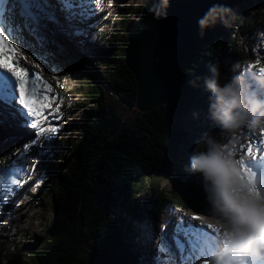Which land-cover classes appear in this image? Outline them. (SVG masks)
<instances>
[{
  "label": "trees",
  "instance_id": "obj_1",
  "mask_svg": "<svg viewBox=\"0 0 264 264\" xmlns=\"http://www.w3.org/2000/svg\"><path fill=\"white\" fill-rule=\"evenodd\" d=\"M250 1L215 0L214 6L232 9L234 15L229 20H235V27L245 36L252 31L247 15ZM125 12L123 8L122 13ZM124 21L122 17L113 24L107 39L101 33L93 37L96 51L91 55L76 51V38L63 33L57 42L46 46V51L66 57L70 73L85 79L78 87L86 90L93 105L71 156L62 158L63 164L49 163L42 174V180H51L46 203L61 229V237L42 235L43 245L35 251L27 249V257L22 247H12L9 264H136L138 256L126 250L119 220L128 217L140 221L149 214L157 230H163L171 209L181 205L160 191L155 181L162 177L173 181L184 205L198 209L193 203L205 196L201 183L193 182L197 173L190 168V157L197 150L198 141L211 134L217 141L229 144L250 129L243 125L229 131L208 121V127L200 130L195 127V119H191L197 114L210 116L211 93L206 90L199 98V86L212 76V65L219 67L223 85L234 74H241L242 64L255 60L253 53L240 51L235 40L226 36L223 23L203 30V34L200 28L193 38L176 102L140 113L134 108L135 76L124 64ZM254 27L258 36L264 37V18ZM111 36L116 38L115 43ZM234 65H239L235 73ZM14 128L0 125V139ZM146 196L156 209L143 202ZM155 252L152 250L153 257Z\"/></svg>",
  "mask_w": 264,
  "mask_h": 264
},
{
  "label": "rangeland",
  "instance_id": "obj_2",
  "mask_svg": "<svg viewBox=\"0 0 264 264\" xmlns=\"http://www.w3.org/2000/svg\"><path fill=\"white\" fill-rule=\"evenodd\" d=\"M143 1L145 0H111V2L110 0H100V4L90 3L94 10H98L97 14L87 19L85 23L79 25V27L86 30L87 36L76 38V42L78 39H82L84 40V44L83 48H81L77 42L74 49L91 55L93 51H96L92 46L94 42L93 37L101 33V37L104 40L107 39L109 34L113 32V24H117L122 17L125 20L124 30L122 31V38H124L131 23L137 18V8ZM247 6L249 9L247 15L252 22V31L245 36L241 35L240 31L235 27V20H229V26H225V33L226 36H230L235 40L234 43L240 51H250L253 53L251 54L253 59L258 60L242 64L240 67L241 74L259 75V68L264 67V37L261 38L258 36L254 31V25L261 18H264V0H251ZM123 8H126L125 13H122ZM57 15L61 19L63 18L61 13L57 12ZM233 28L235 29L233 30ZM44 34L47 35L49 42H57L62 32L57 30L54 24H48L47 28L44 29ZM110 38L115 43L116 38H112V36ZM34 51L24 46L22 52L16 54L21 62V66L19 67H26L28 70H33L36 73L40 72V83L46 87L50 86L52 92L55 93L51 102L54 110L59 108V111L56 113L59 119H57L58 121L55 124L45 123L44 128L47 129L51 126H56L59 131L54 135L45 133L46 139L41 140V143L31 147L28 151L29 168L26 173L27 178L26 180L21 179L22 186L15 191L14 195L11 189L15 187L14 182L17 176L10 179L8 174L11 170L0 176V195H3L5 201L7 199L8 203H10V206L4 207V211L0 212V264H9V252L12 247H22L27 257L30 253L27 249L35 251V249L43 245L41 236L52 225L54 214L46 203L47 190L51 188V180H42V174L49 168V163L54 162L56 165L63 164L64 162L61 159L65 156H71L72 146L79 140L82 125L91 115L89 107L93 105L86 96V90L78 87L79 84H84L85 79L69 72L67 59L64 55L55 51L49 52L42 48H36ZM37 55L42 58L38 59ZM257 56L260 59H256ZM251 65H255V67H249ZM199 89L200 98L206 94V89L203 84H200ZM61 101L62 104L60 103ZM191 119H195V127L200 130L208 127V121H214L208 114L204 116H201V114H197L196 116L192 115ZM8 124L14 125L15 128L7 132L8 135L5 139H0V168L12 165L14 161L16 163L20 158H26L23 151L24 146L34 139H40V137L35 135L39 129L33 130L30 127H21L19 126V121L9 120L4 125ZM183 124H185L184 121ZM189 130L191 131V127ZM245 133L246 135L244 137L237 136V140L234 141V158L238 162L243 159L245 164H250L255 160L257 165H259L258 161L264 159V152L258 151V148H264V131L260 128L255 130L250 128ZM202 141L199 140L198 142ZM249 144L253 147V155L251 157L246 155V149ZM17 153L20 154L19 157H17ZM254 170L257 171V178L259 180L264 179V167H257ZM24 172L26 171L24 170ZM192 180H194V183H201V187L203 186L201 192L205 198L202 201L197 200L195 201L196 203H193L198 209L183 204L184 201L177 194L180 193V190L175 191L173 181L170 178L162 177L155 181L166 198L176 201L181 205L179 209H171L169 219L165 222L163 230H157L158 226L156 227V223L153 222V218L149 214H145L140 221H134L133 218L128 217L119 220V226L122 230L121 236L126 250L138 256L136 264H154L152 250L156 251V245L162 242V237L167 233V229L170 228L172 232V225L175 221L181 219L182 216L188 218L199 216L200 219L194 221V223L204 226H206L205 223L212 224L209 220L207 222H201L212 215L210 205L207 201L204 176L201 173H197L196 177ZM9 181L13 183L10 184ZM193 200H195L194 196ZM23 202L26 203V206L22 208L21 212L28 214L27 218L10 220L9 214ZM143 202L148 204L152 210L156 209V205L152 203V200L148 196L143 198ZM128 262L130 263L131 261ZM208 264L210 263L208 262Z\"/></svg>",
  "mask_w": 264,
  "mask_h": 264
},
{
  "label": "snow or ice",
  "instance_id": "obj_3",
  "mask_svg": "<svg viewBox=\"0 0 264 264\" xmlns=\"http://www.w3.org/2000/svg\"><path fill=\"white\" fill-rule=\"evenodd\" d=\"M90 3L100 4V0H13L11 3L10 0H0V56L4 57L0 60V125L12 120L19 121L21 127L39 129L35 135L40 139H34L24 146V156H27L31 147L46 139L45 133L54 135L59 129L56 126L45 129L40 125L39 120L44 112L52 109L51 88L38 86L39 75L30 77L26 67L9 66V60L19 63L15 53L20 51L9 41L16 40L33 51L36 48L46 49L48 37L44 34V29L48 24H54L57 30L69 37H85L86 30L79 25L98 11L90 7ZM57 12L62 14V19ZM27 37H31V40ZM77 42L83 48L84 40L78 39ZM37 58L42 57L37 55ZM249 67L254 68L255 65ZM258 71L259 75L264 76V67ZM60 103L62 104V101ZM58 111L59 108H56L49 112L52 119H59L56 115ZM258 151L264 152V148H258ZM16 155L19 157L20 154ZM246 155H253L251 144L247 146ZM14 164L15 161L12 165L0 168V176L13 169ZM239 164L243 172L249 174V180L255 181L258 179V173L254 169L264 166V160L257 165L255 160L245 164L241 159ZM260 181L261 186L264 185V179ZM14 184L15 187L11 189L13 195L22 186L21 178L17 177ZM5 203L3 195H0V205ZM199 219V216H182L175 221L171 234L165 235L162 242L156 245L154 264H201V261L208 264L213 253L223 242L217 238L220 237L219 229L211 224L204 226L194 223Z\"/></svg>",
  "mask_w": 264,
  "mask_h": 264
},
{
  "label": "clouds",
  "instance_id": "obj_4",
  "mask_svg": "<svg viewBox=\"0 0 264 264\" xmlns=\"http://www.w3.org/2000/svg\"><path fill=\"white\" fill-rule=\"evenodd\" d=\"M168 0H163L167 7ZM232 9L214 6L198 21L202 30L223 23L229 26ZM239 65L233 66L234 73ZM205 78L210 92V117L225 130L247 125L264 131V76L234 74L220 83L217 65L210 67ZM203 149V150H202ZM235 157V142L224 144L208 134L198 142L190 157V168L201 173L206 181L207 201L212 215L209 220L219 229L222 245L213 253L210 264H253L264 258V186L249 180Z\"/></svg>",
  "mask_w": 264,
  "mask_h": 264
},
{
  "label": "water",
  "instance_id": "obj_5",
  "mask_svg": "<svg viewBox=\"0 0 264 264\" xmlns=\"http://www.w3.org/2000/svg\"><path fill=\"white\" fill-rule=\"evenodd\" d=\"M215 5V0H145L137 8V18L123 38L124 64L135 76V109L147 113L172 105L180 91L183 67L198 21ZM51 238L62 235L53 220L44 233Z\"/></svg>",
  "mask_w": 264,
  "mask_h": 264
},
{
  "label": "bare ground",
  "instance_id": "obj_6",
  "mask_svg": "<svg viewBox=\"0 0 264 264\" xmlns=\"http://www.w3.org/2000/svg\"><path fill=\"white\" fill-rule=\"evenodd\" d=\"M11 2H13V0H10V3ZM90 5V4H89ZM91 6V5H90ZM92 7V6H91ZM93 8V7H92ZM7 34V33H6ZM26 35V34H25ZM30 38L31 37H27V39H29L30 40ZM12 45H14L16 48H19L20 49V51H19V53L20 52H22V50L24 49V45L23 44H20V43H17V41L16 40H12V39H10V41H9ZM16 54H18V52L17 53H15V56H16ZM2 59H4V57L3 56H0V60H2ZM16 59L19 61V59H18V57L16 56ZM9 62V66L10 67H15V68H18L19 66H21L20 65V61H19V63H16L15 61H12V60H9L8 61ZM36 71V70H35ZM34 74H38V75H41V73L40 72H38V73H36V72H34L33 70H29V75H30V77H33L34 78ZM38 86H40V87H46L44 84H42V83H40V81H38ZM261 95L262 96H264V93L263 92H261ZM53 96H55V93H53L52 92V90H51V98L53 97ZM47 102V101H46ZM51 111H54V109H53V106H52V109H49V110H46L45 112H44V114H43V116L40 118V120H39V123H40V125L42 126V127H44V125H45V123H53V124H55L58 120L57 119H52V117L49 115V112H51ZM58 117V116H57ZM17 160V159H16ZM264 160V159H263ZM260 161L261 160H259L258 161V164H260ZM22 166H23V168H22ZM240 166V165H239ZM264 166H261V168H263ZM28 168H29V161H28V158H27V156H26V158H23V159H18L17 160V162L14 164V168L13 169H11V172L8 174V177L10 178V179H12V178H15V176H17V177H20L21 179H23V180H26V173H27V171H28ZM240 168H241V170L243 171V169H242V166H240ZM24 170L26 171V172H24ZM8 179V178H7ZM7 206H10V203H8V200L6 199V203L5 204H3V205H0V212H3L4 211V207H7ZM26 206V203H21V205L19 206V207H17V208H14V211L11 213V214H9V219L11 220V219H21V218H27V215L28 214H26V213H24V212H21L22 211V208L23 207H25ZM20 213V214H19ZM19 214V215H18ZM18 215V216H17ZM208 217V216H207ZM207 220H209L208 218H206V219H204V221H201V222H207ZM209 221H211V220H209ZM212 222V224H215V222L214 221H211ZM206 224V226L208 225V223H205ZM209 231H211V230H209ZM150 234V233H149ZM171 234V230H170V228H168L167 229V233H165V235H170ZM165 235H163V236H165ZM215 235V234H214ZM163 238L164 237H162V240H163ZM218 239H219V237H217ZM210 260L211 259H209V263H210ZM262 261H264L263 260V258H262ZM201 263H203V261H201Z\"/></svg>",
  "mask_w": 264,
  "mask_h": 264
}]
</instances>
